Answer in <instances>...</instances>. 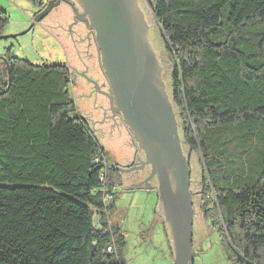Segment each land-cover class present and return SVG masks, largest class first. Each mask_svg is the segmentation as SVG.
<instances>
[{
	"label": "trees",
	"instance_id": "trees-1",
	"mask_svg": "<svg viewBox=\"0 0 264 264\" xmlns=\"http://www.w3.org/2000/svg\"><path fill=\"white\" fill-rule=\"evenodd\" d=\"M34 1L37 14L48 0ZM151 1L181 137L205 170L203 218L233 264H264V0ZM8 20L0 8V36ZM71 80L67 65L0 57V264H123L109 220L122 173Z\"/></svg>",
	"mask_w": 264,
	"mask_h": 264
},
{
	"label": "rangeland",
	"instance_id": "rangeland-1",
	"mask_svg": "<svg viewBox=\"0 0 264 264\" xmlns=\"http://www.w3.org/2000/svg\"><path fill=\"white\" fill-rule=\"evenodd\" d=\"M46 1V0H44ZM80 9L77 1L69 0ZM147 25V39L157 65L165 90L171 101V72L173 63L166 50L159 28L153 18L147 0H138ZM0 8L8 15V23L3 35H16L0 39V57L10 48V54L30 60L35 64L67 65L72 82L68 87L76 111L84 118L105 152L107 164H117L122 170L120 184L115 182L114 212L110 223L124 236L121 248L123 264H173L175 249L171 228L160 202L157 182L152 178L145 184L150 174V166L142 167L143 152L138 154L136 141L121 117H112L108 98L95 90L91 81L97 82L102 91L107 90L105 77L100 68L97 48L92 41L89 48L84 34H78L79 25L72 23L71 9L65 3L55 6L40 22H33L38 6L34 0H0ZM90 29V28H89ZM84 74V75H83ZM183 154L187 157L190 171V192L193 205L192 263L191 264H233L231 249L225 237L211 220H204L201 207L200 180L205 170L198 152L191 150L182 140L179 116L173 107ZM139 155L140 160L135 159ZM141 166V167H140ZM137 170V171H136ZM141 182V187H133L132 182ZM149 185L152 188H149Z\"/></svg>",
	"mask_w": 264,
	"mask_h": 264
},
{
	"label": "water",
	"instance_id": "water-1",
	"mask_svg": "<svg viewBox=\"0 0 264 264\" xmlns=\"http://www.w3.org/2000/svg\"><path fill=\"white\" fill-rule=\"evenodd\" d=\"M75 1L80 11L68 0H48L34 15L33 22H40L55 6L67 3L74 13L69 29L78 21L90 28L107 90L102 91L97 82H91L97 92L108 98L111 116L121 115L136 141L135 151L143 152L144 161L139 155L137 159L142 167L151 168L145 184L156 179L158 196L171 228L173 264H191L193 205L188 161L138 0ZM147 1L153 11L152 1ZM15 36L1 35L0 39ZM134 186L141 187V182Z\"/></svg>",
	"mask_w": 264,
	"mask_h": 264
},
{
	"label": "flooded vegetation",
	"instance_id": "flooded-vegetation-1",
	"mask_svg": "<svg viewBox=\"0 0 264 264\" xmlns=\"http://www.w3.org/2000/svg\"><path fill=\"white\" fill-rule=\"evenodd\" d=\"M69 1V0H68ZM71 2V1H70ZM73 3V2H72ZM67 6H68V8L69 9H71V12H72V22H73V16H74V13H73V11H72V8L67 4V3H65ZM74 4V3H73ZM75 6V5H74ZM76 7V6H75ZM76 9L78 10V11H80V9H78L77 7H76ZM80 24H83V26L84 27H86V39L88 40V45H89V48L90 47H92V41H93V44H94V46L97 48V45H96V41H95V39H94V35L92 34V32H91V30L87 27V25H86V23H84V22H81V21H78L76 24H74L73 26H75V25H79V27H78V34H84V28L82 29L81 27H82V25H80ZM73 26H72V28H73ZM71 28V29H72ZM71 29H69V30H71ZM84 75V74H83ZM110 114H111V111H110ZM112 116L113 117H116V116H118V117H121V115L120 114H115V115H113L112 114ZM122 118V117H121ZM123 120V119H122ZM135 159H137L136 157H135ZM137 171V170H136ZM136 182H138V181H136ZM136 182H132V185H133V187H135L134 186V184L136 183Z\"/></svg>",
	"mask_w": 264,
	"mask_h": 264
},
{
	"label": "built area",
	"instance_id": "built-area-1",
	"mask_svg": "<svg viewBox=\"0 0 264 264\" xmlns=\"http://www.w3.org/2000/svg\"><path fill=\"white\" fill-rule=\"evenodd\" d=\"M105 196H106V197H105V198H106V200H109V199L111 198V196H110V195H105ZM108 251H111V250H110V248H108Z\"/></svg>",
	"mask_w": 264,
	"mask_h": 264
}]
</instances>
